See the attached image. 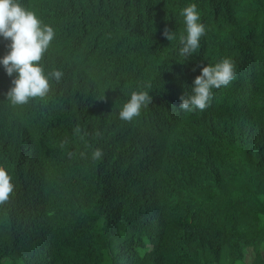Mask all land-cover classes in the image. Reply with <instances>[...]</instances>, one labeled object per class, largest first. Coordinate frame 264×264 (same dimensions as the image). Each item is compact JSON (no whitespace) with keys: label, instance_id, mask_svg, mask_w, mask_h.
<instances>
[{"label":"trees","instance_id":"16d2710c","mask_svg":"<svg viewBox=\"0 0 264 264\" xmlns=\"http://www.w3.org/2000/svg\"><path fill=\"white\" fill-rule=\"evenodd\" d=\"M19 1L53 25L40 63L63 77L15 107L18 73L0 79V264H264V0ZM191 4L206 34L185 59ZM225 58L236 78L181 110ZM133 91L152 103L123 121Z\"/></svg>","mask_w":264,"mask_h":264},{"label":"clouds","instance_id":"9594fccd","mask_svg":"<svg viewBox=\"0 0 264 264\" xmlns=\"http://www.w3.org/2000/svg\"><path fill=\"white\" fill-rule=\"evenodd\" d=\"M181 15L184 17L187 34L179 37L182 45L179 54L187 59L200 48V39L206 34V29L205 25L199 22L196 4L185 7ZM163 36L169 41L176 39L175 32L167 27ZM54 37L53 25L42 23L21 1L0 0V48L4 54L10 50L3 58L0 50V79L18 73L12 80L13 87L6 93L7 101L12 106H23L35 98L43 100L50 92V80L59 82L62 79L63 72L60 70H53L45 75L44 67L40 63ZM235 78V65L229 58L216 63L215 66L203 67L201 75L194 80L192 94L181 95L180 109L186 112L205 110L211 105L212 89L228 86ZM150 103L152 96L147 91H133L130 100L123 105L119 117L123 121L131 122L140 115L142 107H147ZM80 131L79 126L74 129L76 134ZM102 156L101 149L92 153L93 160L101 159ZM13 190L11 177L0 167V205L8 202Z\"/></svg>","mask_w":264,"mask_h":264},{"label":"rangeland","instance_id":"374dc122","mask_svg":"<svg viewBox=\"0 0 264 264\" xmlns=\"http://www.w3.org/2000/svg\"><path fill=\"white\" fill-rule=\"evenodd\" d=\"M0 50H1V48H0ZM263 253H264V252H263ZM252 254H253V253H252V250H250L249 253L246 254V256H247V260H248L249 262L252 261V257H253Z\"/></svg>","mask_w":264,"mask_h":264}]
</instances>
